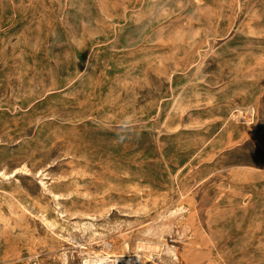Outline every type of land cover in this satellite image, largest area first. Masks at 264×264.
Returning a JSON list of instances; mask_svg holds the SVG:
<instances>
[{"label":"rangeland","instance_id":"1","mask_svg":"<svg viewBox=\"0 0 264 264\" xmlns=\"http://www.w3.org/2000/svg\"><path fill=\"white\" fill-rule=\"evenodd\" d=\"M97 255L264 264V0H0V264Z\"/></svg>","mask_w":264,"mask_h":264},{"label":"bare ground","instance_id":"2","mask_svg":"<svg viewBox=\"0 0 264 264\" xmlns=\"http://www.w3.org/2000/svg\"><path fill=\"white\" fill-rule=\"evenodd\" d=\"M41 174V173H40ZM106 245V244H105ZM108 246V245H107ZM159 246V245H158ZM110 247V246H109ZM152 248V247H151ZM146 249V248H145ZM144 249V250H145ZM109 258V256L107 255V256H100V255H97V259H95V263H103L106 259H108ZM89 260V259H88ZM117 260V258L116 259H112V260H110V261H116Z\"/></svg>","mask_w":264,"mask_h":264}]
</instances>
